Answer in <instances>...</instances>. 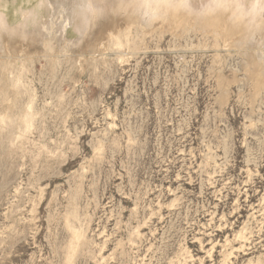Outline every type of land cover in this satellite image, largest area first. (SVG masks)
Wrapping results in <instances>:
<instances>
[{
    "label": "rangeland",
    "instance_id": "rangeland-1",
    "mask_svg": "<svg viewBox=\"0 0 264 264\" xmlns=\"http://www.w3.org/2000/svg\"><path fill=\"white\" fill-rule=\"evenodd\" d=\"M114 15L92 32L117 24L121 46L89 49L85 34L45 58L0 41L22 64L0 65V264H264V83L249 56Z\"/></svg>",
    "mask_w": 264,
    "mask_h": 264
},
{
    "label": "bare ground",
    "instance_id": "bare-ground-1",
    "mask_svg": "<svg viewBox=\"0 0 264 264\" xmlns=\"http://www.w3.org/2000/svg\"><path fill=\"white\" fill-rule=\"evenodd\" d=\"M111 13L114 18L117 16L115 23L118 19H129L132 25L146 26L149 30L160 24L178 33L190 29L211 35L228 47L244 51L243 57L249 56L251 60L257 84L264 83V0H0V41L4 36L12 39L17 36L31 46L40 45L45 58L57 56L60 40L64 39L70 48L72 41L85 34L94 38L88 40L89 49L103 36L121 46L124 34L117 24L112 30L92 32ZM32 30H37L33 32H38L40 39L29 37ZM125 40L129 42V38ZM7 45H1L0 50H3L0 65L6 69L5 73L15 65H22L17 46L10 49ZM250 49H254L253 55ZM21 92L17 95L21 96ZM78 238L73 233V240Z\"/></svg>",
    "mask_w": 264,
    "mask_h": 264
}]
</instances>
